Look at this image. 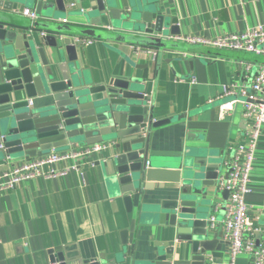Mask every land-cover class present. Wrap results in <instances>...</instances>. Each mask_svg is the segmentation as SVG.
Listing matches in <instances>:
<instances>
[{
	"label": "crops",
	"instance_id": "1",
	"mask_svg": "<svg viewBox=\"0 0 264 264\" xmlns=\"http://www.w3.org/2000/svg\"><path fill=\"white\" fill-rule=\"evenodd\" d=\"M99 1L102 0L66 1V12L57 7L42 8L35 20L22 10L0 6V24L4 22L10 30L31 33L37 41L43 32L58 38H91L88 45H76L77 60L69 62L65 53V61L57 58L55 65L74 68L82 84L137 79L147 98V118L150 114L153 120L183 116L152 128L150 150L184 152L195 161L220 165L224 174L232 156L231 148L243 138L247 122L241 101L229 115L220 114L219 106L225 100L221 97L223 88L231 83L249 85L250 73L264 63L245 50L188 42L184 38H216L264 24V0H157L167 15L178 18L181 32L178 36H162V45L132 41L125 30L92 24L84 13L95 11L97 16L94 7ZM115 1L121 5L123 0ZM25 4L24 9H37L36 2ZM37 22H46L47 27L35 28ZM13 24L23 27L17 29ZM137 46L147 52L137 53ZM45 48L51 50L49 46ZM246 64L251 65L250 71H245ZM43 154L0 160V170ZM110 154L108 147L92 164L58 162L53 165L55 168H76L60 176H38L0 192V264H52L51 256L58 252L80 261L119 259L118 264H150L156 250L154 243L165 237L156 234L157 225L149 222L153 214L144 206L168 196L159 189L147 191L141 213L137 214L136 207L129 212L120 197L114 167L108 164ZM251 188L246 197L248 220L264 228V126L251 173ZM227 198L217 185L211 189L206 215L207 219L215 215L218 220L216 231L223 243V261L226 243L221 219ZM125 240L128 244H124ZM184 260L176 256L174 262L186 264ZM236 264H251L249 255L239 253Z\"/></svg>",
	"mask_w": 264,
	"mask_h": 264
},
{
	"label": "water",
	"instance_id": "2",
	"mask_svg": "<svg viewBox=\"0 0 264 264\" xmlns=\"http://www.w3.org/2000/svg\"><path fill=\"white\" fill-rule=\"evenodd\" d=\"M66 1L70 0H0V6L23 11L25 2H36L40 16L42 8L66 12ZM94 10L97 16L95 11L84 13L92 24L125 30L130 40L139 43L162 45V36L181 34L178 18L167 15L157 0H123L121 5L102 0ZM43 25L47 27L46 22ZM65 53L69 62L78 59L72 38L49 34L37 41L31 33L0 24V160L106 143L111 147L108 164L114 167L129 212L136 207L141 213L147 191L159 189L168 196L144 206L153 214L149 222L157 225L156 234L165 237L154 243L150 264H176V256L186 264H205L208 254L221 263L223 243L219 233L209 229L206 216L208 193L217 185L220 165L195 161L184 152L150 150L152 128L183 116L153 120L150 114L147 118V98L135 78L82 84L74 68L55 65L57 58L65 61ZM256 56L264 63V56ZM223 194L227 198L228 190ZM117 261H80L64 252L51 256L52 264Z\"/></svg>",
	"mask_w": 264,
	"mask_h": 264
},
{
	"label": "built area",
	"instance_id": "3",
	"mask_svg": "<svg viewBox=\"0 0 264 264\" xmlns=\"http://www.w3.org/2000/svg\"><path fill=\"white\" fill-rule=\"evenodd\" d=\"M72 5H75L73 3ZM23 14L35 20L39 18L37 11L31 8L23 10ZM45 35V33L43 32ZM188 42L245 50L256 55L264 56V24L242 32L231 33L216 38L203 36H187ZM77 44H90L93 40L84 36H74ZM136 52H147L136 47ZM156 54V51L153 52ZM251 65L246 64L245 71H250ZM249 85L231 83L224 86L221 97L224 100L219 106L220 114L225 117L230 114L235 104L243 102V116L247 126L243 138L232 148V156L227 161V169L217 180L220 191L228 190L229 195L224 204L221 219L225 228L226 257L221 263L208 254L205 264H236L239 253H247L251 264H264V228L252 225L248 220L247 195L252 192L251 173L256 159V150L264 126V64L253 71ZM106 143H95L82 147L68 149H53L41 157L31 158L19 164L0 170V192L14 189L20 183L38 176H60L76 166L55 168L53 165L67 160L94 163L97 155L107 149ZM47 165L51 167L46 168ZM207 225L216 231L218 220L215 215L207 219ZM260 233L261 236L256 235ZM224 250V249H223Z\"/></svg>",
	"mask_w": 264,
	"mask_h": 264
},
{
	"label": "trees",
	"instance_id": "4",
	"mask_svg": "<svg viewBox=\"0 0 264 264\" xmlns=\"http://www.w3.org/2000/svg\"><path fill=\"white\" fill-rule=\"evenodd\" d=\"M43 24H44V23H42V22H39V24H38V25H35V28L42 29V28H44V27H45Z\"/></svg>",
	"mask_w": 264,
	"mask_h": 264
},
{
	"label": "rangeland",
	"instance_id": "5",
	"mask_svg": "<svg viewBox=\"0 0 264 264\" xmlns=\"http://www.w3.org/2000/svg\"><path fill=\"white\" fill-rule=\"evenodd\" d=\"M256 55V54H255ZM226 259H227V257H226Z\"/></svg>",
	"mask_w": 264,
	"mask_h": 264
}]
</instances>
